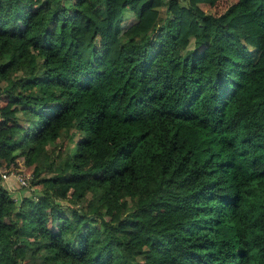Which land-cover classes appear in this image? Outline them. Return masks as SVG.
I'll return each instance as SVG.
<instances>
[{
	"label": "trees",
	"instance_id": "1",
	"mask_svg": "<svg viewBox=\"0 0 264 264\" xmlns=\"http://www.w3.org/2000/svg\"><path fill=\"white\" fill-rule=\"evenodd\" d=\"M0 264H264V0H0Z\"/></svg>",
	"mask_w": 264,
	"mask_h": 264
},
{
	"label": "built area",
	"instance_id": "2",
	"mask_svg": "<svg viewBox=\"0 0 264 264\" xmlns=\"http://www.w3.org/2000/svg\"><path fill=\"white\" fill-rule=\"evenodd\" d=\"M3 177H5V179H9L10 177H12L15 180L16 184L20 187L28 186L30 180V176L26 174L11 173L10 176H3Z\"/></svg>",
	"mask_w": 264,
	"mask_h": 264
},
{
	"label": "rangeland",
	"instance_id": "3",
	"mask_svg": "<svg viewBox=\"0 0 264 264\" xmlns=\"http://www.w3.org/2000/svg\"><path fill=\"white\" fill-rule=\"evenodd\" d=\"M123 19H124V30L129 26L131 25L133 22L136 21V18L135 16L133 15L132 11L129 10V9H126L125 10V14L123 16ZM194 47V40L192 39L191 40V44H190V49H192ZM1 85H3V83H1ZM16 187H20L18 186L16 183L14 184Z\"/></svg>",
	"mask_w": 264,
	"mask_h": 264
}]
</instances>
